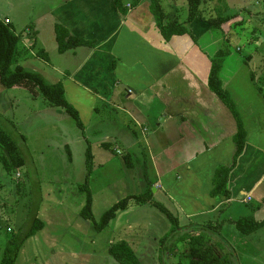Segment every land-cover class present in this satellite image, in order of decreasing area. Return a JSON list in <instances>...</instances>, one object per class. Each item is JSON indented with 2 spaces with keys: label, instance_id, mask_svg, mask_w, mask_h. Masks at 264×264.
I'll return each instance as SVG.
<instances>
[{
  "label": "crops",
  "instance_id": "obj_1",
  "mask_svg": "<svg viewBox=\"0 0 264 264\" xmlns=\"http://www.w3.org/2000/svg\"><path fill=\"white\" fill-rule=\"evenodd\" d=\"M158 2L166 22L177 20L165 13L164 5L176 13L180 0ZM11 11L21 15V22L28 21L23 25L29 23L27 41L13 31L20 44L15 59L39 60L45 66L39 73L44 80L48 77L45 70L51 69V84L61 83L66 101L82 120L81 137L93 115L99 114L96 105L102 102L109 106L115 121L123 117L126 122L118 120L117 133L108 134L109 139L124 136L127 142L132 141L131 146L143 148L136 153L134 147H125L122 151L129 152L122 157L129 166L131 157L137 161L142 154L147 159L152 177L144 181L146 189L153 188L151 200L163 206L178 226L174 231L163 230L153 255L163 258L165 264H177L178 254L186 252L184 239L201 232L218 258L229 256L232 264H264V226L249 235L235 227V222L246 216L264 222V95L254 87L253 74L250 78L240 76L243 68H248L241 57L226 49L222 28L211 30L206 21L187 22L186 18L180 22L186 33L165 41L153 22L149 0H12ZM2 22L11 23L8 18ZM56 24L86 45L59 53ZM221 49L228 54L219 79L232 108L206 85L211 58ZM44 50L49 53L45 59L40 55ZM6 90L0 85V94ZM238 125L245 139L235 156L233 139ZM119 149L114 146L112 152L119 154ZM221 168H230L226 182L229 197L213 194L214 176ZM29 190L27 182L25 198L13 208L12 235L25 223ZM252 202L256 204L253 207ZM231 205H238L232 211L248 207H242L238 219L221 218ZM132 206L152 205L130 204L125 210ZM132 250L138 259L139 252Z\"/></svg>",
  "mask_w": 264,
  "mask_h": 264
},
{
  "label": "rangeland",
  "instance_id": "obj_2",
  "mask_svg": "<svg viewBox=\"0 0 264 264\" xmlns=\"http://www.w3.org/2000/svg\"><path fill=\"white\" fill-rule=\"evenodd\" d=\"M180 2L181 7L176 9V13L164 5L165 13L173 14L179 22L186 20L188 7L187 0ZM11 3L12 0H0V21L8 18L10 28L19 38L27 41L26 26L29 23L23 25L26 19L20 21L21 15L11 11ZM199 10L203 19L229 17L221 25L226 49L245 61L248 71L243 68L240 76L250 78L253 74L254 87L264 95L263 1L201 0ZM40 55L45 59L49 53L44 50ZM246 57L250 60L246 61ZM16 66L28 72L36 70L37 74L45 67L31 57L15 59L11 70ZM45 71L48 77L44 81L51 84L53 73L51 69ZM29 97V92L24 88L7 89L0 94V129L19 144L25 158L24 165L12 172H7L0 161V252L12 236L10 230L14 229L15 224L13 208L18 205L19 199L25 198L27 182L29 189L30 182H39L44 198L40 212L44 227L24 242L16 264H117L110 256L109 248L118 242H125L131 249L137 250L138 259L143 258V262L139 260L141 264H165L164 259L154 256L153 252L156 250L155 241L164 229H171V225L156 207L136 209L132 206L129 210L118 211L102 231L94 228V223L99 222L104 211L127 196L143 193L146 189L144 179L150 180L152 177L148 161L142 154L137 161L131 157L130 166L122 157L129 152L128 149L122 150L130 147L132 141L127 142L124 136L115 140L108 137V134L117 133L114 131L115 123L118 120L120 124L126 123L125 119L118 117L115 121L109 106L101 102L96 105L99 114H94L90 119L82 138L81 131L63 109L48 106L41 97L34 101ZM261 99L259 97L260 102ZM88 146L92 155V168L87 179L92 221L82 220L77 214L85 201V193L79 191L77 186L85 179L84 159ZM114 146L122 152L113 153ZM133 147L136 153L143 150L141 146ZM2 157H5V153L0 149V159ZM255 205V202L250 204L252 207ZM235 206L238 207L231 205L224 210L221 218L231 216L238 219L240 210L248 207L243 205L232 211ZM226 240L232 244L230 239Z\"/></svg>",
  "mask_w": 264,
  "mask_h": 264
},
{
  "label": "trees",
  "instance_id": "obj_3",
  "mask_svg": "<svg viewBox=\"0 0 264 264\" xmlns=\"http://www.w3.org/2000/svg\"><path fill=\"white\" fill-rule=\"evenodd\" d=\"M262 1L264 3V0ZM149 3L153 22L165 41H168L172 36L186 33L183 23L177 20L165 21L166 17L158 0H149ZM200 3L201 0H187V22H191L195 19L203 20L209 24L211 30H217L220 29L222 24L229 20L227 16L225 18L224 16H219L216 19H203L199 10ZM54 34L59 53L86 45V42L82 39L71 36L62 25H55ZM18 42V37L14 34L10 26L0 21V85L2 88H24L29 92L32 99L41 97L48 106L63 109L74 121L76 127L80 131H83L84 127L78 112L66 101L60 82L48 84L40 74L28 72L20 66H16L11 70V65L17 55ZM227 54V50L221 49L211 58L210 72L206 85L208 89L214 92L229 108H232L228 95L221 88V81L219 79V72ZM244 139L243 128L238 125V132L233 139L236 145L235 156L240 154L244 145ZM24 140L25 139L22 138L23 143H25ZM89 148L88 146L85 150V179L82 184L77 186L79 191L85 193V202L79 212V217L86 221H92L93 219L91 212V195L87 187V179L92 168V155ZM0 149L5 153V157H2L0 161L7 172H12L24 165L25 158L19 144L11 138L10 134L5 133L1 129ZM68 156L70 158L69 151ZM124 158L127 161L126 157ZM229 169L221 168L219 172H216L214 176L215 190L213 194H223L225 197H229V192L226 189ZM29 192V208L25 223L10 239H8L2 253L0 264H15L18 252L24 242L43 228V223L37 218V212L41 202L39 182L36 184L35 182H30ZM151 198V189L148 187L142 194L127 196L119 200L103 212L98 223H94L95 230L102 231L105 229L109 222L115 218L116 213L125 210L130 204L140 205L143 203H150L164 214L169 219L171 231L177 229V220L163 206L153 202ZM262 226H264V222H256L251 218L239 219L235 222L236 229L243 235H249ZM184 240L187 241L186 252L178 254L176 258L177 264H232L229 256L218 258L212 253V247L204 241V235L201 234V232H199V234L189 235V237ZM164 241L165 239L161 241V244ZM109 254L117 264H141L134 251L125 242H118L114 246H111L109 248Z\"/></svg>",
  "mask_w": 264,
  "mask_h": 264
}]
</instances>
